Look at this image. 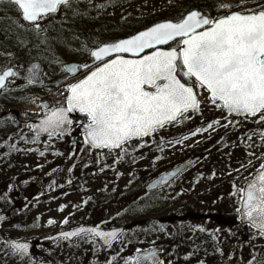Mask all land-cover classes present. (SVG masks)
I'll list each match as a JSON object with an SVG mask.
<instances>
[{
    "label": "rangeland",
    "instance_id": "obj_1",
    "mask_svg": "<svg viewBox=\"0 0 264 264\" xmlns=\"http://www.w3.org/2000/svg\"><path fill=\"white\" fill-rule=\"evenodd\" d=\"M10 4L0 0V25L15 36L0 41V72L35 61L44 71L38 86L13 78L0 92V211L4 205L16 209L1 224L0 238L34 244L27 259L0 242V264H133L134 253L151 248L161 249L162 264H264V235L239 229L231 217L243 185L264 167V112L230 116L222 102L187 79L197 109L118 151L69 150L80 144L88 116L71 121L66 139L56 133L36 136L28 124L66 106L68 87L98 65L92 50L129 28L137 29L124 38L150 22H174L172 16L201 11L198 4L74 0L41 18L35 32ZM210 9L217 12L210 15ZM257 11H264V0H212L201 12L213 22L231 12ZM71 63L87 69L69 78L64 67ZM194 157L199 161L191 170L155 192H144L153 178ZM83 225L125 229L109 248L90 235L38 243Z\"/></svg>",
    "mask_w": 264,
    "mask_h": 264
},
{
    "label": "water",
    "instance_id": "obj_2",
    "mask_svg": "<svg viewBox=\"0 0 264 264\" xmlns=\"http://www.w3.org/2000/svg\"><path fill=\"white\" fill-rule=\"evenodd\" d=\"M16 5L22 19L38 29L40 17L54 14L62 4L73 0H7ZM179 41V47H172ZM264 13H231L209 26L200 12L191 11L178 22H161L135 35L105 44L91 51L95 62H103L69 88L67 106L49 111L44 117L29 121L38 136L56 133L66 136L70 121L87 115L91 124L81 133L92 150H119L130 140L146 138L185 111H194V89L178 77L180 63L190 76L233 116H249L264 109ZM26 67H23L24 70ZM78 64H69V77L78 73ZM24 80L41 83L43 67L28 66ZM16 69L0 74V91ZM156 87L155 92L151 90ZM47 105L43 108L47 109ZM198 158L164 172L149 181V193L167 186L190 170ZM237 216L240 224L264 234V167L242 189ZM8 215L0 214V225ZM123 232V227L99 229L80 226L38 243L61 238L72 240L82 234L93 235L103 247H109ZM5 244L29 257L33 244L6 238ZM160 250L151 248L133 255V264H160Z\"/></svg>",
    "mask_w": 264,
    "mask_h": 264
},
{
    "label": "trees",
    "instance_id": "obj_3",
    "mask_svg": "<svg viewBox=\"0 0 264 264\" xmlns=\"http://www.w3.org/2000/svg\"><path fill=\"white\" fill-rule=\"evenodd\" d=\"M194 2H195V4H198V8L201 10V11H204L206 8H208V7H210L211 5H212V0H193ZM11 6H13L15 9H16V11L19 13V10L17 9V7L15 6V5H13V4H10ZM197 10V9H196ZM216 9H210V10H206L210 15H214L217 11H215ZM199 11V10H198ZM200 11V12H201ZM189 12V11H188ZM187 12V13H188ZM20 19H21V17H20ZM170 19H172V20H175L176 22H178V21H180L182 18H178L177 16H172ZM174 21V22H175ZM21 22L23 23V24H25L23 21H22V19H21ZM153 24H156V22H154V23H152V22H150V23H148V24H146V25H144V26H146V28L147 27H149V26H151V25H153ZM134 29H137V28H133V29H131V28H129V29H127V30H124L122 33H120V34H115L114 35V37H113V39L111 40V41H113V40H115V41H117V40H119V39H122V38H124V36H126L127 34H129V33H126V32H130V31H133ZM8 31H9V29H7V28H5V27H3L2 25H0V41H6V40H8V38L9 39H11V40H13V38H15V36L13 35V34H9L8 33ZM31 31H33V32H35V31H37V30H35L34 28H32V30ZM129 36V35H128ZM60 38H64L65 39V41H68L69 40V36L67 35V34H64V33H62L61 35H60ZM179 73H180V77L182 78V79H185L184 78V76H183V74H182V69H181V67H179ZM14 95V97H16L17 96V94H15V93H13ZM11 114H15L14 112H11ZM70 135V134H69ZM68 135V136H69ZM68 136H66V137H63L64 139H66ZM79 139H80V144L78 145V144H76V147H70L69 148V150H72L73 152L76 150V149H81L82 147H84V146H86L85 145V143H84V141L79 137ZM34 179H36L35 177H34ZM2 196V195H1ZM3 197V196H2ZM9 197V196H8ZM7 198V197H6ZM14 210H16V209H12V210H8L6 207H5V205L1 208V211H0V213H2V212H6V213H10V212H13ZM9 219L11 218V216H12V213H10L9 214ZM232 217V221H234L235 222V226H237L239 229H242V230H245V229H247V227H244V226H241L240 224H239V222H238V220H237V215H236V212H235V214H233V216H231ZM8 219V220H9ZM4 240L5 239H1L0 238V242L3 244H5V242H4ZM6 246V245H5ZM23 257V256H22ZM23 258H26V257H23ZM28 259V258H27ZM44 259H46V260H48L49 262H52V259L51 258H49V256H44Z\"/></svg>",
    "mask_w": 264,
    "mask_h": 264
},
{
    "label": "flooded vegetation",
    "instance_id": "obj_4",
    "mask_svg": "<svg viewBox=\"0 0 264 264\" xmlns=\"http://www.w3.org/2000/svg\"><path fill=\"white\" fill-rule=\"evenodd\" d=\"M259 61H260V62H263V61H264V57H262L260 60H258V63H259ZM10 67H16V68H19V67L16 66V65H15V66H10ZM24 75L26 76V72H25V71H23V72L21 71V72H20V76L22 77V80H23V78H24V77H23ZM258 112H264V109L259 110ZM258 112H257V113H258ZM257 113H255V114H257ZM255 114H254V115H255Z\"/></svg>",
    "mask_w": 264,
    "mask_h": 264
}]
</instances>
